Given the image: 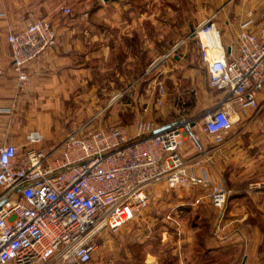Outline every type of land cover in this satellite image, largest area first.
Masks as SVG:
<instances>
[{"label":"crops","instance_id":"obj_1","mask_svg":"<svg viewBox=\"0 0 264 264\" xmlns=\"http://www.w3.org/2000/svg\"><path fill=\"white\" fill-rule=\"evenodd\" d=\"M167 1L171 2L113 0L108 1L110 4H102L98 0H0V107L11 110L2 116L0 143L17 144L22 154L27 135L38 131L44 137L38 147L50 150L58 145L63 137L53 136L52 111L62 110L65 102L76 100L81 95L80 90L92 79L88 61L94 60L98 64L108 61L112 71L110 84L126 85V98L120 107L124 108L125 117L130 115L132 121L124 122L126 125L123 126L135 134L140 121L153 123L156 130L183 120L195 123L184 133L180 153L189 159L202 160L212 178L223 182L230 191L228 204L222 211L210 202L208 188L184 186L173 189L166 183L153 184L150 187L152 202L139 213L144 215L139 219L140 226H143V222L155 220V216L145 215L152 208L161 213L163 230L158 239V250L156 254L146 252L149 240L132 238L127 244L131 251L126 253L128 262L189 264L195 259L202 264H264V190H248L249 181L260 178L264 170V89L259 95L261 108L258 111L251 109L243 115L236 107L229 109L232 129L223 141L216 142L204 130L205 116L223 101L225 93L211 87L199 48V60L207 71V78L194 87L193 113H182L178 102L166 103L168 96L164 83L168 76L179 84L181 78L176 76L174 68L188 69L185 75L190 77L191 84L195 83L193 71L197 63L187 58L190 49L186 47L189 42L198 46L196 40L190 38L194 26L217 12L216 23L222 32L223 44L229 47L242 30L243 23L249 19V11H253L251 30L264 26V0H194L193 11L190 8L193 1L182 0L186 10L180 11L179 23L172 20L171 25L166 20ZM78 2L85 6L100 4L92 14L98 27H95L98 29L96 33H80L70 28L60 33V28H64L60 24L65 16L63 7ZM168 10L170 14L175 13V10ZM105 11H109L108 17ZM38 19H46L58 29V44L29 65L30 81L24 90H20L12 69L7 36ZM107 19L110 33L104 30ZM185 24L188 32L180 33ZM185 39L173 56L162 60L175 43ZM113 93L111 101H116L117 107H113L112 112L120 122L124 120L117 118L122 110L117 104L120 94L118 90ZM21 103H29V111L19 117L14 113ZM30 111L33 115L38 111V114L33 116ZM11 128L20 136L10 135ZM196 172L201 173V169ZM170 192H173L176 203H167ZM191 213L196 215L195 225L187 228L184 217ZM129 224L120 228V232L132 233L134 228ZM200 231L203 234L199 235ZM137 247L145 253L142 260L137 258Z\"/></svg>","mask_w":264,"mask_h":264},{"label":"built area","instance_id":"obj_2","mask_svg":"<svg viewBox=\"0 0 264 264\" xmlns=\"http://www.w3.org/2000/svg\"><path fill=\"white\" fill-rule=\"evenodd\" d=\"M63 11L69 15L71 8L65 6ZM217 16L212 13L194 26L190 38L198 44L211 87L225 93L204 122L205 132L221 142L233 126L231 107L243 115L261 108L264 26L251 30L253 11H249V19L227 47ZM7 39L17 86L24 90L30 81L29 65L58 44V32L50 21L38 19L10 32ZM185 41L175 43L162 60ZM9 113V108L0 107V122ZM191 124L183 120L156 132L153 123L140 121L135 134L123 125L77 131L50 150L38 147L44 137L33 131L22 154L19 145L1 142L0 264L91 263L97 239L105 231H118L147 208L150 187L156 183L173 189L208 188L210 202L223 211L229 189L212 178L202 160L180 153ZM248 190H264V170L260 178L249 181Z\"/></svg>","mask_w":264,"mask_h":264},{"label":"rangeland","instance_id":"obj_3","mask_svg":"<svg viewBox=\"0 0 264 264\" xmlns=\"http://www.w3.org/2000/svg\"><path fill=\"white\" fill-rule=\"evenodd\" d=\"M99 3L102 4L105 3L104 0H98ZM190 4V8L193 11L195 8V2ZM99 3H97L95 6H85L81 3H76L74 5H70L68 7L71 8V13L69 15L65 14L61 18V25L64 26L60 28L59 31L62 33L64 29H73L76 31H79L80 33H96L98 29L96 30L97 24L94 23L93 18V12L95 9L99 8ZM111 2H106V4H110ZM179 3V5H178ZM190 3V2H189ZM194 4V5H193ZM185 4H183L182 0H171V2H166L165 6V12H166V20L168 25H171L172 20H177L176 22L179 23L181 17L178 15L180 14V11L186 10ZM64 8V7H63ZM140 8V7H139ZM158 8V7H155ZM163 8V6L159 7ZM175 10V13L170 14L169 10ZM105 16L108 17L109 11H105ZM85 13H89L91 15L87 16ZM82 18V16H84ZM194 22L198 23V21L194 20ZM98 23V22H97ZM174 25V24H173ZM169 27V26H168ZM63 28V29H62ZM104 30L106 33H110V26L108 19L104 22ZM58 29L57 32L59 33ZM169 31V30H168ZM188 27L187 25H183L182 30H180V33H187ZM188 49H190V52L187 53V58H189L191 61H194L197 63L196 69L193 71L195 74V83L191 84V79L189 76H186L185 73H188V69H179L174 68L175 72L177 73L176 76H179L181 78V81H179V84H176L174 82L173 78H165V87L167 91V98L168 101H166L167 104H174L178 102L180 106H182V113L184 114H191L194 112L192 106V102L196 99L195 97V86L200 81L207 78V71L204 67H202V64L199 60L198 55V46L194 42H189L188 45H186ZM185 48V47H183ZM174 62V59H171ZM110 63L108 61L103 62L102 64H98L97 61L90 60L88 61L87 65H90V68L88 71L91 72L92 79L87 82L86 86L80 90V96L76 100H70L65 102L66 105L62 110H53L52 114L50 115V119L53 122V126H51L53 136L56 137L57 135H60V137L64 138L67 134L72 132H91L94 130H98L101 128H110L114 125H126L124 122H130L132 121V117L128 115V117H125L124 114V108H121L122 105L121 102L125 100L126 98V85L125 83L119 84V85H112L110 84L111 79V70H110ZM172 72V71H171ZM152 75L148 74L147 77H150ZM177 79V78H176ZM29 83V82H28ZM115 90H118L120 97L118 99V109L120 110V114H118L117 118H123V121H116L114 118L113 110L116 109V101H111V98H113V92ZM154 98L157 97L156 92L154 90L153 92ZM159 94V93H158ZM161 96V95H160ZM204 104V103H203ZM29 106V103H21L18 108L15 109V115L16 116H23L26 114V112L29 111L27 109ZM112 106V108H111ZM114 107V108H113ZM56 111V115L54 114ZM198 111V109H197ZM31 112V111H30ZM48 112V111H44ZM30 114L33 115L31 112ZM38 114V111H35L34 115ZM33 115V116H34ZM51 123V122H50ZM58 129V130H57ZM59 131V133H58ZM33 132V131H32ZM10 135L20 136L16 133V130L14 128H11ZM176 193V192H174ZM170 196V199L167 200V203H176L174 202V196L173 192H170L168 194ZM152 202V200H151ZM151 204V203H150ZM185 208L187 206H184ZM189 207V206H188ZM153 211V213H152ZM141 212H144L142 210ZM146 216H155V220H152L151 222H143V226H140V217L144 215H139L136 218V220H133V222L130 225V227L134 228L132 233H129L127 235L126 233L114 232V231H105L103 232L102 236L97 239V250L94 255V259L89 264H131V262H128L126 258V253H129L128 248V240H132V238H141V239H147L148 246L145 250L146 252H150L151 254H156L158 250V239L160 236L161 231L163 230V223L161 222L160 215L161 213L158 210H151L150 213L145 214ZM196 215L194 213L187 214L184 217L185 227L191 228L192 225H195L196 221ZM126 226V225H125ZM123 226V227H125ZM122 227V228H123ZM189 230V229H188ZM126 232V231H125ZM203 234L202 231L199 232V235ZM148 234V236H147ZM151 240V241H150ZM150 242V243H149ZM136 252L138 253L137 258L142 260V256H145V253H143V249L141 247L136 248ZM140 264V263H139ZM189 264H202L200 260L192 259L190 260ZM211 264V263H209ZM229 264V263H228ZM233 264V263H231Z\"/></svg>","mask_w":264,"mask_h":264},{"label":"water","instance_id":"obj_4","mask_svg":"<svg viewBox=\"0 0 264 264\" xmlns=\"http://www.w3.org/2000/svg\"><path fill=\"white\" fill-rule=\"evenodd\" d=\"M105 2H108V1H113V0H104ZM193 29V28H192ZM181 121H179V122H177V123H173L172 125H168V126H166V127H164V128H162V129H167V128H169V127H171V126H173V125H176V124H178V123H180ZM193 124H195V123H193ZM162 129H157L156 130V132L157 131H160V130H162ZM0 206H1V204H0Z\"/></svg>","mask_w":264,"mask_h":264}]
</instances>
